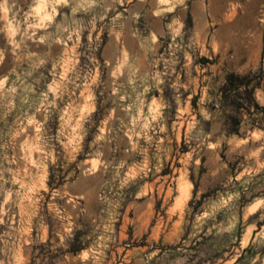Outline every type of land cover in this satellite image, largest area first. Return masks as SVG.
<instances>
[{
	"label": "rangeland",
	"instance_id": "374dc122",
	"mask_svg": "<svg viewBox=\"0 0 264 264\" xmlns=\"http://www.w3.org/2000/svg\"><path fill=\"white\" fill-rule=\"evenodd\" d=\"M0 264H264V0H0Z\"/></svg>",
	"mask_w": 264,
	"mask_h": 264
},
{
	"label": "bare ground",
	"instance_id": "6f19581e",
	"mask_svg": "<svg viewBox=\"0 0 264 264\" xmlns=\"http://www.w3.org/2000/svg\"><path fill=\"white\" fill-rule=\"evenodd\" d=\"M251 17H252V16H251ZM22 132H23V131H22ZM160 169H161V168H160ZM184 185H186V184L184 183ZM161 186H163V184H162ZM161 188H162V187H161ZM184 188H186V186L183 187V190H184ZM186 189H187V188H186ZM186 189H185V191H186ZM159 190H160V189H159ZM167 190H168V189H167ZM167 190H166V191H167ZM166 191H165V192H166ZM167 193H168V191H167ZM170 193H171V192H170ZM168 195H169V193H168ZM165 196H167V194H166Z\"/></svg>",
	"mask_w": 264,
	"mask_h": 264
},
{
	"label": "trees",
	"instance_id": "16d2710c",
	"mask_svg": "<svg viewBox=\"0 0 264 264\" xmlns=\"http://www.w3.org/2000/svg\"><path fill=\"white\" fill-rule=\"evenodd\" d=\"M228 78H230V76Z\"/></svg>",
	"mask_w": 264,
	"mask_h": 264
}]
</instances>
